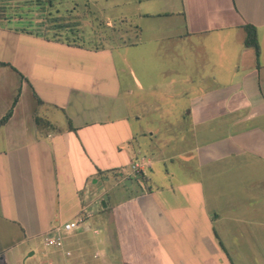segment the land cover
Here are the masks:
<instances>
[{"label": "crops", "instance_id": "obj_1", "mask_svg": "<svg viewBox=\"0 0 264 264\" xmlns=\"http://www.w3.org/2000/svg\"><path fill=\"white\" fill-rule=\"evenodd\" d=\"M106 2L103 13L114 8L120 21L137 24L135 59L146 56L150 75L141 69L138 77L126 55L119 68L109 42L45 35L50 12L22 11L44 0H0V120L13 108L0 126V264L34 260L32 244L80 218L63 250L39 248V264H264V0ZM147 19L165 29L145 36ZM247 25L259 56L245 46ZM163 55H191L196 74L186 63H152ZM176 84L185 89V112L171 131L181 137L180 155L166 145L156 158L137 140L150 148L153 132H135L130 111L156 87ZM143 157L151 165L145 186L118 174ZM167 160L170 169H160ZM111 175L130 196L103 192ZM99 179L104 186L93 189Z\"/></svg>", "mask_w": 264, "mask_h": 264}, {"label": "rangeland", "instance_id": "obj_2", "mask_svg": "<svg viewBox=\"0 0 264 264\" xmlns=\"http://www.w3.org/2000/svg\"><path fill=\"white\" fill-rule=\"evenodd\" d=\"M110 3L112 4L113 2H109L108 4ZM106 4V0H44L43 5H34L26 9L22 8V11L25 13L29 11L30 13L28 16L31 17L32 11H36L38 9L39 11H44L48 13L50 12V15H47L49 18L62 17L65 19H71L70 21L72 22L79 21L78 27H70L66 30L60 31L61 36L66 40L69 39L71 41H76L87 46L94 45V47L105 45V43L109 42L108 44L111 46V49L114 50L115 61L119 68L122 67L124 63L122 60V55H126L128 66L133 68L138 77L141 76V69H144L145 74L150 75V72L148 71V63L150 62L147 58H145L146 56L143 57V59H140V57L137 56L135 59V55L137 54V52L135 51V48L132 45L138 39L136 33L137 24L135 25V23H133L132 21H129V23L120 21L115 16L116 10L114 8L107 7L105 13H103V8H105ZM108 4L107 6H110ZM41 6L44 8H40ZM72 15L73 17H71ZM108 17L112 18L111 20L113 22V27H108L106 25L107 20H109ZM25 25V23L18 24V26ZM141 25L144 27L143 29L145 36H147L149 31L157 32L162 31V29H165L164 23L162 22V20L159 19H147L142 21ZM10 26H15V24L12 23V25ZM50 35L52 36V34ZM125 43L128 45H126L124 48H121V46H123ZM164 44L165 42L163 43V46ZM153 58L154 62L152 63L156 65H173L180 68V64L183 65L186 63L187 67H189L188 74H196L194 71H191V55L186 56V62H180L181 60L177 59V57H166L164 55L155 56ZM144 65L146 66L142 68ZM155 74L159 76V74ZM180 74L181 73L179 71L168 73L169 76L175 78ZM121 75L122 79L127 84L128 80L130 79L129 75L123 73L122 71ZM140 79L143 83H146V80L144 78ZM187 90L189 92L188 95L190 96L192 89L188 88ZM207 90H211V87H209ZM184 91L185 89L180 87V85L178 84L173 85L171 87H156V89L150 91L151 93H154V95L150 96L149 101L147 103L140 104L137 109H134L133 107L130 111V121L133 124L135 132H140V125H142L143 127L150 128L146 132L147 135L149 134V132H153V142L150 144V148H146L143 144L146 142L145 138L141 137L140 135H137L138 145L143 148L142 150L145 154L154 155L156 156V158L164 157V152L165 150H167L166 145H169V149H171V151H168L169 155H180L181 147L179 143L181 137L179 135H176L174 132H172L173 134H171V131L176 130L178 132L179 120L181 118L180 116H183L185 112L183 104L185 99H183ZM145 92H148L147 87H145L143 93ZM136 117H140L141 119L138 120ZM157 146H159L160 148H158ZM173 161L175 163H178L180 161V158H175ZM171 166L172 164L169 160L162 162L159 165L160 169L162 170H165V167L169 170ZM130 172L131 168L128 166L127 168H124L123 171L118 172V174H128ZM112 176L116 175L110 176V182L105 185L106 187L103 192L105 193L108 191V189H111V195L125 193L127 197L130 196V191H128L124 185H118ZM95 180L96 179H93L92 183ZM140 184L145 186V180H141ZM103 186L104 181L102 179H99L98 185H91L93 189H96L97 187L101 188ZM137 187L138 186L137 184H135L134 181L133 190ZM108 197L110 196H105L104 200L108 201ZM89 223H93V220H90ZM37 244L38 246H34V244H32L33 250L34 248L38 247L35 259L29 260L26 264H39V259H46V257L41 255L39 250V248H44L41 240H39ZM26 249L27 247L25 246L21 248V250H23V253ZM26 254H28V252H26L24 256H26Z\"/></svg>", "mask_w": 264, "mask_h": 264}, {"label": "built area", "instance_id": "obj_3", "mask_svg": "<svg viewBox=\"0 0 264 264\" xmlns=\"http://www.w3.org/2000/svg\"><path fill=\"white\" fill-rule=\"evenodd\" d=\"M150 166L151 165L144 157L140 160H135L131 164L130 177L137 180H144L146 170ZM82 222L83 219L80 218L72 222L63 223L59 226L52 227L47 233L42 236L44 247H46L47 249L63 250L66 238L71 235L72 232L77 229L79 224ZM66 254L70 255L69 252H67Z\"/></svg>", "mask_w": 264, "mask_h": 264}, {"label": "trees", "instance_id": "obj_4", "mask_svg": "<svg viewBox=\"0 0 264 264\" xmlns=\"http://www.w3.org/2000/svg\"><path fill=\"white\" fill-rule=\"evenodd\" d=\"M71 19H65L62 17H54V18H46L45 24V35H49L51 32L54 34L53 38L57 39L58 41H62L61 32L62 30H66L70 27H78L79 21L72 22ZM246 31V38H245V46L254 48L256 51V55L259 56L260 49L258 43V36L255 27L247 25L244 27ZM59 33V34H58ZM67 42L71 45H74L71 40H67ZM4 65V63H0ZM16 102V101H15ZM14 102V104H15ZM13 108H11L7 114L0 120V126H3L12 116Z\"/></svg>", "mask_w": 264, "mask_h": 264}, {"label": "water", "instance_id": "obj_5", "mask_svg": "<svg viewBox=\"0 0 264 264\" xmlns=\"http://www.w3.org/2000/svg\"><path fill=\"white\" fill-rule=\"evenodd\" d=\"M126 184H127V185H130V184H131V183H130V180H128V181L126 182ZM103 206H104V207L106 206L104 202H103Z\"/></svg>", "mask_w": 264, "mask_h": 264}]
</instances>
